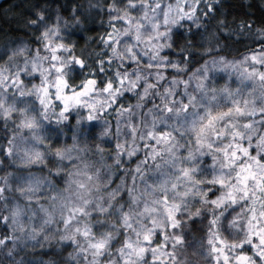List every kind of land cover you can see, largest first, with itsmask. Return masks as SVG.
Returning <instances> with one entry per match:
<instances>
[{"label":"clouds","instance_id":"9594fccd","mask_svg":"<svg viewBox=\"0 0 264 264\" xmlns=\"http://www.w3.org/2000/svg\"><path fill=\"white\" fill-rule=\"evenodd\" d=\"M260 156L264 0H0V264H236Z\"/></svg>","mask_w":264,"mask_h":264},{"label":"snow or ice","instance_id":"6c2138e0","mask_svg":"<svg viewBox=\"0 0 264 264\" xmlns=\"http://www.w3.org/2000/svg\"><path fill=\"white\" fill-rule=\"evenodd\" d=\"M255 59L256 57L253 56V60ZM89 83H94V81H89ZM107 87L112 88L113 85L109 83ZM80 94L81 93H76L75 96H67L61 98L64 99L66 105L69 101L72 100H75L78 103L79 100L77 99V97ZM242 151L245 157H248L250 155L246 148L242 149ZM252 151L255 152L256 150L253 149ZM233 155L236 157V159H239V157L236 156L235 153H233ZM259 160L264 161V156H260ZM253 177L254 173L252 172L251 163H249L247 166H241L238 178L242 183L247 184L248 180ZM254 250L255 254L252 255ZM225 259H227V257H225ZM236 264H264V231H261L258 228L256 233L251 237L250 243L248 245L242 246L240 254L236 257Z\"/></svg>","mask_w":264,"mask_h":264}]
</instances>
